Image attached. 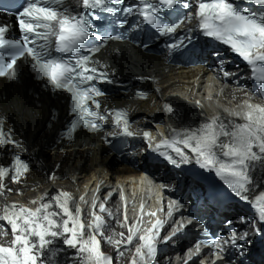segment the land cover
I'll list each match as a JSON object with an SVG mask.
<instances>
[{"label": "snow or ice", "instance_id": "obj_1", "mask_svg": "<svg viewBox=\"0 0 264 264\" xmlns=\"http://www.w3.org/2000/svg\"><path fill=\"white\" fill-rule=\"evenodd\" d=\"M247 2L264 8V0ZM123 3L124 0H73L69 6L67 0H26L22 11L16 14L20 38L6 39L5 28L0 27V77L17 79V62L30 58L37 79L43 80L53 92L69 94V114L72 118L62 133L63 137L71 138L81 127L99 131L103 127L101 122L106 123L110 118L114 129L119 131L114 130L109 135L129 137L141 134L132 130L125 110L100 111L101 104L97 98L104 93L97 87V82L112 84L114 81L108 78L106 71L100 70L99 61L91 55L100 51L102 45L86 48L85 42L96 35L94 30L101 11L124 14L116 21L118 27L127 23L128 15H135L161 35L174 34L181 25L194 22V27L204 36L229 46L247 63L256 85L253 95L264 96V12L248 11L238 6L236 0H138L133 6H110ZM178 6L186 10L183 17L175 23H164L161 14ZM73 8L76 10L73 11ZM187 32L191 33L192 28H188ZM100 39L106 43L108 40H121L122 36H102ZM186 39L190 37H182L168 47L182 48ZM223 65L221 61L220 70L224 77L234 75L224 71ZM146 95L137 92L138 97L145 98ZM207 99L211 100L212 96ZM194 103L204 107L202 100H195ZM164 110L172 114L175 112L168 104ZM224 111L230 112L234 118L210 115L199 127L171 129L172 135L155 145L149 132L145 131L142 135L152 151L176 167L192 162L193 157L187 149L194 154L195 163L201 168L214 170L228 188L254 210L255 220L247 221L241 217L240 222L250 223L259 234L261 226H264V191L254 196L250 193L264 183V180L258 182L254 176L257 171L264 174V104L245 100L243 109L225 108ZM9 147L11 162L0 165V197L5 191L13 190L8 181L20 184L30 171L29 163L16 151L22 146L13 139L10 130L4 131L0 123V149ZM96 191L99 192V186ZM121 199L125 202L121 226L127 225L126 237L123 232L106 234L110 224L102 214L107 213L113 218L117 214L105 203L99 202L95 193L90 204L87 194L79 197L80 202L89 204L87 216L90 219L86 218L85 209L73 195L63 190L54 195L45 193L38 200H32L31 203L37 204L35 208L17 202H0V235H7V227L10 226L13 237L10 246L0 245V264H114L113 256L102 251L101 240L115 246L117 261L124 256L127 246L138 240L131 264H158L156 241L165 222L156 219L150 228L142 232L140 224L145 215L144 204L140 206L141 218L129 224L128 202L123 193ZM178 204V201L169 203L167 214L170 218ZM163 210V207L157 209ZM146 215L156 216V212ZM177 223L179 227L164 236V242H170L178 233L184 232L185 225ZM228 223L231 225L232 222ZM238 241L249 243L248 233L238 235L236 231L231 232L230 245L239 248L242 255L243 245ZM201 244L211 246L218 254L226 251L225 244L229 241L211 238L205 230L204 238L197 242L194 252L190 250L188 259L182 264H189L194 256L200 254ZM69 251L72 255L62 259Z\"/></svg>", "mask_w": 264, "mask_h": 264}, {"label": "bare ground", "instance_id": "obj_2", "mask_svg": "<svg viewBox=\"0 0 264 264\" xmlns=\"http://www.w3.org/2000/svg\"><path fill=\"white\" fill-rule=\"evenodd\" d=\"M99 57L108 73L118 78L133 79L140 88L150 91L147 99L139 100L134 92L138 86H134L131 92L111 97L108 102L110 107L128 110L131 116L139 119V123L159 115L166 127L196 128L211 114L212 109L208 107L211 103L201 99L205 92H201L203 75L199 69L169 66L163 56L145 53L130 43H110ZM19 71L20 81L16 83L0 79V115L22 146L17 150L34 158L36 165L20 184L8 181L13 190L5 191L0 202L31 203L45 193L54 194L57 188L74 196L86 180L96 189L99 186V193L104 197L118 184L119 178L127 177L131 170L123 162H114V154L99 137L79 135L70 144L54 141L66 112V103L62 102L64 97L42 90L23 62ZM207 90H214V87ZM237 98L241 99V96L237 95ZM195 100H202L204 107L196 106ZM166 104L175 109L174 114L164 110ZM53 108L57 110V120L47 125ZM222 109L223 116L234 118ZM0 153V165H6L10 151L4 148ZM141 158L140 155L138 159ZM262 180L264 174L257 181ZM124 182L127 185L128 179ZM141 185V190L147 189L144 180ZM132 190L135 193V188ZM108 222L114 223L111 218ZM11 238L0 235V243L10 246ZM104 243L101 240V244ZM71 255L69 251L62 259Z\"/></svg>", "mask_w": 264, "mask_h": 264}, {"label": "rangeland", "instance_id": "obj_3", "mask_svg": "<svg viewBox=\"0 0 264 264\" xmlns=\"http://www.w3.org/2000/svg\"><path fill=\"white\" fill-rule=\"evenodd\" d=\"M7 235H10V231L7 229Z\"/></svg>", "mask_w": 264, "mask_h": 264}]
</instances>
